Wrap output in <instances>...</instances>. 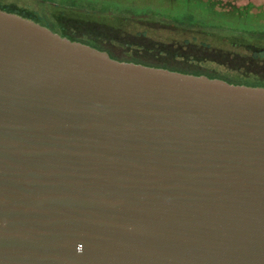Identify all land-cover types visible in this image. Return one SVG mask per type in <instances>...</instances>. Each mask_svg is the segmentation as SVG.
Returning a JSON list of instances; mask_svg holds the SVG:
<instances>
[{
    "label": "water",
    "instance_id": "1",
    "mask_svg": "<svg viewBox=\"0 0 264 264\" xmlns=\"http://www.w3.org/2000/svg\"><path fill=\"white\" fill-rule=\"evenodd\" d=\"M0 264H264V86L0 7Z\"/></svg>",
    "mask_w": 264,
    "mask_h": 264
},
{
    "label": "rangeland",
    "instance_id": "2",
    "mask_svg": "<svg viewBox=\"0 0 264 264\" xmlns=\"http://www.w3.org/2000/svg\"><path fill=\"white\" fill-rule=\"evenodd\" d=\"M0 2L15 6L31 15L29 18L60 34L62 25L54 16L55 13L72 18L73 15L81 17L102 11L111 15L113 22H117L121 15L135 20L149 19L158 22L145 24L141 22L142 20L140 22L133 20L128 21L126 25L130 33L146 32L153 41L191 39L207 42L225 50H232L244 62L255 54L253 52L264 50V0H0ZM175 25L214 33L216 36L176 29ZM203 66L235 84L264 86V82L253 79V74L244 75L243 67L237 69L212 61Z\"/></svg>",
    "mask_w": 264,
    "mask_h": 264
},
{
    "label": "trees",
    "instance_id": "3",
    "mask_svg": "<svg viewBox=\"0 0 264 264\" xmlns=\"http://www.w3.org/2000/svg\"><path fill=\"white\" fill-rule=\"evenodd\" d=\"M0 7L31 17V15L17 9L13 5L0 2ZM93 14H96V16H92ZM93 14L82 15L81 17L73 15L71 16L72 18H69L62 13H55L54 16L58 18V22L62 25L60 32L63 36H68L73 40L82 41L105 50L111 57L118 60L133 61L197 75L208 71L203 65L212 61L237 69L243 67L244 75L253 74V79L264 82L263 49L253 52L255 54L244 62L232 50H225L207 42H198L191 39L153 41V38L146 32L142 31L135 34L130 33L126 28L127 22L133 20L136 22L142 20L141 22L145 24H158V22L153 20H135L126 15H121L117 22H113L111 21L112 16L102 11ZM174 27L176 29L180 28V30L186 29L197 34L216 36L214 33L199 29L178 27L176 25ZM245 66L249 68L247 69Z\"/></svg>",
    "mask_w": 264,
    "mask_h": 264
}]
</instances>
